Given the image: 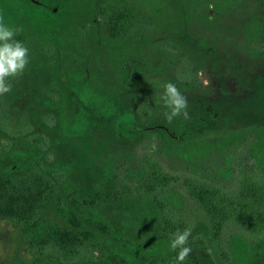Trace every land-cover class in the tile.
I'll use <instances>...</instances> for the list:
<instances>
[{"label": "rangeland", "instance_id": "rangeland-1", "mask_svg": "<svg viewBox=\"0 0 264 264\" xmlns=\"http://www.w3.org/2000/svg\"><path fill=\"white\" fill-rule=\"evenodd\" d=\"M103 1L124 15L112 32L80 23L83 0H0V21L21 23L28 48L25 69L0 93V114L47 141L44 151L27 136L8 137L0 176L63 171L62 212L43 206V229L75 232L74 216L86 244L123 264H176L159 210L189 237L204 238L218 264H264V230L252 235L227 224L214 237L180 183L107 197L143 181L146 155L231 194L245 169L264 180V0ZM169 82L186 100L171 120L163 99ZM154 123L166 135L150 129ZM88 196L96 203L82 204ZM32 240L15 221H0V264H65Z\"/></svg>", "mask_w": 264, "mask_h": 264}, {"label": "trees", "instance_id": "trees-1", "mask_svg": "<svg viewBox=\"0 0 264 264\" xmlns=\"http://www.w3.org/2000/svg\"><path fill=\"white\" fill-rule=\"evenodd\" d=\"M123 18L122 12L111 5H104L103 0H83L82 8L77 13L80 23L86 24L88 21L92 24L102 23L110 32L119 26ZM14 30L16 33L14 39L24 43L27 39L24 26L17 23ZM139 111L143 116L148 113L147 108L143 106ZM43 121L46 126H52L54 123L52 117H45ZM150 127L153 131L166 135V131L156 123ZM30 133L31 128L27 123L14 124L0 114V146L2 148L5 147L4 143L8 137L27 136L29 143L45 151L46 139L41 135ZM143 160L148 168L143 181L126 188L125 191H109L107 194L109 199L133 194L151 195L160 188L180 183L189 198L201 209L214 237H217L227 224L241 227L252 235H257L264 230V180L253 171L243 170L237 190L231 194L197 177L170 172L148 155ZM64 176L63 171L47 174L41 169L34 168L21 172L12 181L0 176V221L10 220L20 224L23 230L32 236L34 246L40 250L55 252L62 263L69 264L78 260L98 258L101 259L102 264H123L115 254L103 252L86 244L84 241L88 235L77 231L81 227V222L74 216H71L69 221L72 228L77 229L75 232L62 226L43 229L40 218L43 206L48 204L57 212H62L63 198L59 184ZM154 199L157 208H162L160 201H156V196ZM81 203L93 205L96 199L88 196ZM159 215L160 230L165 237L169 238L177 231L185 230L184 225L178 220L165 218L160 210ZM185 246L190 247L191 252L183 264H218L204 238L189 237ZM147 264L162 263L152 259Z\"/></svg>", "mask_w": 264, "mask_h": 264}, {"label": "clouds", "instance_id": "clouds-1", "mask_svg": "<svg viewBox=\"0 0 264 264\" xmlns=\"http://www.w3.org/2000/svg\"><path fill=\"white\" fill-rule=\"evenodd\" d=\"M15 30L8 24L0 21V93L10 91L9 79L21 73L28 63V48L20 41L15 40ZM163 99L170 109L167 114L169 120L177 115L184 114L186 100L181 91L174 83H167L164 86ZM190 230L177 231L169 237V246L177 250L176 264H183L191 252L186 245Z\"/></svg>", "mask_w": 264, "mask_h": 264}]
</instances>
